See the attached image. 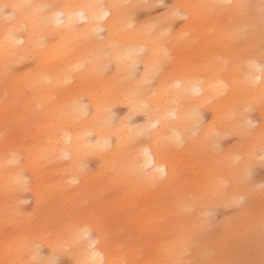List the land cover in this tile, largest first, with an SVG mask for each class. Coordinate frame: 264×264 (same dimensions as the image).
I'll return each mask as SVG.
<instances>
[{"label": "bare ground", "instance_id": "1", "mask_svg": "<svg viewBox=\"0 0 264 264\" xmlns=\"http://www.w3.org/2000/svg\"><path fill=\"white\" fill-rule=\"evenodd\" d=\"M125 1L65 0L60 5L59 0H0V264H54L64 253L72 264H80L89 259L86 246L92 241L96 264H122L126 254L106 245L104 224L123 220V206L134 190L170 183L169 150L196 128L195 108L211 99L215 124L222 130L250 128L248 115L235 103L244 93L248 97L264 90V73L250 67L253 62L264 65L261 31L242 35L249 55L241 63L236 60L235 75L220 51L215 68L194 80L163 71L159 57L165 55L160 50L188 46L191 40L185 35L191 26L216 20L222 10L236 21L220 32L217 50L231 47L255 22L253 7L245 0H176L178 9H168L157 24L138 22ZM85 4L103 5L108 15L95 19ZM177 13L188 17L187 26L174 30ZM203 28L210 31V26ZM139 64L140 77L132 80ZM250 76L260 79L253 83ZM152 79L155 86L149 84ZM115 105H123L127 115L117 116ZM137 111L145 112L151 127L147 132L153 139L147 145L140 139L143 131L130 120ZM207 129L202 131L205 139ZM212 139L215 144L219 135ZM261 150L253 155L263 156ZM91 159L98 162L92 170L86 168ZM146 160L149 167L139 170ZM160 167L164 173L157 178ZM115 187L122 189L117 199L111 193ZM25 190L33 197L28 212L20 208ZM88 197L101 201L88 205ZM137 218L144 231L141 212ZM83 227L91 241L72 243ZM181 233L186 241L168 249L188 247L187 233ZM38 246H45L47 255L40 256Z\"/></svg>", "mask_w": 264, "mask_h": 264}, {"label": "rangeland", "instance_id": "2", "mask_svg": "<svg viewBox=\"0 0 264 264\" xmlns=\"http://www.w3.org/2000/svg\"><path fill=\"white\" fill-rule=\"evenodd\" d=\"M245 1L253 7L251 11L256 20L241 31L238 39L232 40L231 47L217 50L222 41L220 32L225 26L234 24L236 18L223 10L218 11L216 20L203 24L210 26L212 32L200 25L191 26L192 30L185 35L191 40L188 46L182 50H160L165 53L159 57L163 59L162 70L193 80L202 79L206 71L215 68L216 53L220 51V57L231 63L232 75H235L236 60L241 63L249 55L243 48L247 44L243 36L253 30L261 31L264 36V0ZM65 3V0H59L60 5ZM125 4L135 10L134 17L140 23L154 21L161 24L168 9H178L176 0H127ZM175 16L174 30L187 26L185 20L188 17L178 13ZM238 17L241 20V16ZM261 41L264 43V39ZM32 60L22 61L20 67H26ZM139 65L132 80L140 77L142 66ZM149 84L155 86L156 81L152 79ZM237 101L235 104L248 115L249 129L222 130L215 124L211 99L196 107L197 122L192 126L196 128L169 150L168 159L173 166L170 183H154L148 191L134 190L133 197H129L131 202L123 206L126 210L123 220L118 225L104 224L106 245L126 254L127 259L122 264H264V163L261 156L253 155L264 145V90L248 97L244 93ZM114 108L117 116L127 115L123 105ZM145 116V112L137 111L130 119L143 131L140 135L143 145L153 139L147 132L151 127ZM207 128L211 130L205 139L202 131ZM216 135H219L217 145L212 139ZM207 141L214 145H205ZM157 146H160L159 142ZM97 165L98 162L91 159L86 168L92 170ZM121 191V187H115L111 191L112 198L117 199L122 195ZM128 193L133 192L129 189ZM241 198L242 202H238ZM84 201L91 205L101 201V197H88ZM32 202L31 193L25 190L21 194V210L30 211ZM139 212L145 220L142 222L144 231L139 230L141 225L137 223ZM171 226L178 229H173L172 233L176 230L174 234H166V229ZM182 230L187 233L188 247L175 251L173 247L178 248L186 241ZM171 245L173 247L168 249ZM37 252L40 256L47 255L45 246H38ZM54 261V264H72L68 253Z\"/></svg>", "mask_w": 264, "mask_h": 264}, {"label": "snow or ice", "instance_id": "3", "mask_svg": "<svg viewBox=\"0 0 264 264\" xmlns=\"http://www.w3.org/2000/svg\"><path fill=\"white\" fill-rule=\"evenodd\" d=\"M13 7H17V6H13ZM83 8L87 9L89 11V13L93 16V18L98 19V20H102L105 16L108 15L107 12L103 11V5L100 4H85L82 6ZM78 15L83 18L84 17V12H80L78 13ZM186 18V17H185ZM57 22H59L57 20ZM99 30V29H96ZM262 55H264V53H262ZM250 67L253 68H257L261 73H264V65H256L254 62L252 64H250ZM249 79L255 83L256 80L260 79L259 77H255V76H250ZM262 140H264V137H262ZM262 151H264V148H262ZM145 156L147 157V153H145ZM261 162L264 163V156H261ZM151 162L146 160L144 165H141L139 167V170H146L149 167V164ZM154 166V165H152ZM158 177L157 178H162L163 173H164V169L163 167L157 168L156 169ZM250 170H249V178H250ZM243 198H241L240 201L238 202H242ZM91 241V236H90V232L89 229L87 227H83L80 228L77 232L74 233L73 237H72V243H76V244H84L85 242ZM65 247L68 248V250L70 249V246L68 244H65ZM87 253L89 256V259H85L84 261L80 262V264H96V257L98 255V253H96L95 251V242L92 241L91 243H87Z\"/></svg>", "mask_w": 264, "mask_h": 264}]
</instances>
